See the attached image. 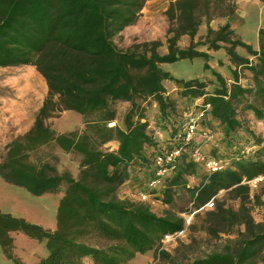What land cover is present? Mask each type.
I'll return each mask as SVG.
<instances>
[{
	"label": "rangeland",
	"instance_id": "374dc122",
	"mask_svg": "<svg viewBox=\"0 0 264 264\" xmlns=\"http://www.w3.org/2000/svg\"><path fill=\"white\" fill-rule=\"evenodd\" d=\"M235 1V14L220 19L223 25L229 21L236 36L258 50L259 41L251 30L264 28V2ZM175 2L11 0L0 4V163L16 141L17 157L32 177L31 184L19 190V199L7 204L6 210L30 222L40 220L52 226L67 240L81 264H169L170 253L188 262L221 251L226 240L235 236L206 233L209 210L204 209L174 241L152 243L133 218L108 204L129 199L148 204L158 215L172 212L184 218L194 194L188 188L196 187L211 174L198 168L196 177H186L187 186L174 188L173 202L167 204L164 188H148L149 167L130 165L128 178L113 182L109 179L112 168L102 160L103 153L119 145L116 140H108V128L123 126V117L131 108L136 117L149 121V131L156 140L171 135L146 72L129 67L124 54L155 40L163 42L160 53L167 52V36L176 17ZM40 4L42 9L38 8ZM206 29L204 20L195 41L205 37ZM85 31L96 38L86 40ZM189 43L188 36L179 41L182 48ZM199 49L208 51V46ZM237 50L255 61L246 49ZM204 63L197 57L161 67L178 79L205 81L206 91L213 92L219 87L213 71L223 64L208 70ZM216 71L225 72L228 80L232 77L225 68ZM238 72L243 84L251 83L249 70L238 68ZM164 85L176 101L177 111L201 99L186 94L174 81L166 80ZM250 104L264 112V105L250 93L236 103L241 125L235 132L226 134L223 125L213 122L214 137L206 140L198 136L196 143L213 156L228 158L236 150L234 143L241 142L252 149L253 161L264 163V115L257 117L248 108ZM145 185L146 190H142ZM141 192L148 193L147 199L139 197ZM226 193L225 189L218 191L216 198L202 206L214 199V207L217 201H224L226 206L237 208L238 201L227 199ZM12 198L13 194L5 197L7 203ZM259 201L264 202V181L251 192L249 203L254 219L264 222V205ZM20 238L14 242L15 253L25 264L44 258L39 246ZM0 264L15 263L0 249Z\"/></svg>",
	"mask_w": 264,
	"mask_h": 264
},
{
	"label": "trees",
	"instance_id": "16d2710c",
	"mask_svg": "<svg viewBox=\"0 0 264 264\" xmlns=\"http://www.w3.org/2000/svg\"><path fill=\"white\" fill-rule=\"evenodd\" d=\"M9 1L11 0H0V4ZM38 8L42 9L43 4H40ZM237 8L235 0H176V17L167 36V52L160 53L159 47L163 45V42L155 40L148 42L143 49H134L124 54L129 67L146 72V78L155 93L153 98L161 118L167 123L168 132L174 131H171V135L163 141L156 140L154 134L149 131V121H143L140 116L136 117L131 108L123 117V126H113L107 130L108 140H116L119 143L116 150L102 154L104 164L112 168L109 176L111 181L119 182L128 178L127 167L138 164L150 168L148 185L156 172L154 161L157 153L163 151L164 147L169 149L172 147L173 133L178 131L182 113L189 106L177 111L176 101L164 85L166 80L180 84L184 87L186 94L193 95L195 99L201 98L204 103L210 104L211 109L207 114L209 117L203 119L202 127L212 129L213 124L218 122L224 126L226 134L235 132L241 125L236 110L238 100L254 93L264 105V28L259 30L260 47L256 50L251 44L236 36L229 21L218 29L211 26V22L215 19L232 17ZM62 14L66 15L64 11ZM204 20L207 25L206 35L201 41H195L198 29ZM83 34L86 40L96 38L87 31ZM184 36L190 38L189 46L186 48L179 45L180 39ZM200 46H208V50L224 48L235 66L230 69L232 75L230 80L222 73L213 71L219 82V87L213 92L206 91L208 84L205 81L178 79L161 67L162 64L201 57L205 60L204 68L212 69L209 64L211 55L208 51L200 50ZM238 47L246 49L255 61L241 56L237 52ZM222 64L219 61V65ZM238 68L250 71L251 83L241 82ZM248 108L257 117H263L264 112L256 105L250 104ZM240 145L244 144L234 143L235 147ZM18 147L19 144L16 141L8 147L7 155L0 163V176L9 184L28 187L32 177L17 157ZM235 152L234 150L230 159L233 158ZM253 157L254 154L248 158L237 159L236 157L228 169L211 173L208 178L204 177L205 179L196 187L188 188L194 191L192 203L197 209L210 198H214L216 193L222 189L227 190V199L238 201L237 208L231 205L226 206L224 201H217L216 207L206 209L209 211L205 221V232L214 236L233 234L234 238L227 239L221 251H214L188 262L184 261L180 255L172 256L170 253L167 257L169 264H264V222H257L252 215L249 203L251 192L254 189L245 181V178L248 181L264 175V163L258 160L253 161ZM200 167L203 168L192 160L190 153L184 152L176 160L173 175L166 179L164 202L171 204L174 188L179 184L187 186L186 177H196ZM146 187L145 185L142 190H146ZM259 202L264 205L263 201ZM108 204L111 208L133 218L152 243L161 241L167 234L185 229V220L177 213L167 212L164 215H158L148 204L129 199L113 200ZM15 232H21L36 240L46 241L49 255L33 264H81L70 250L67 240L58 231L46 229L42 225L5 213L0 209V246L5 257L15 264H25L15 253V241L12 236Z\"/></svg>",
	"mask_w": 264,
	"mask_h": 264
},
{
	"label": "built area",
	"instance_id": "2783aa9c",
	"mask_svg": "<svg viewBox=\"0 0 264 264\" xmlns=\"http://www.w3.org/2000/svg\"><path fill=\"white\" fill-rule=\"evenodd\" d=\"M210 109V104L204 103L203 99H198L194 106L183 111L178 131L173 133V141L171 142L172 147L170 149L164 147L163 151L157 153L155 157L154 164L156 172L154 177L148 182V188L150 190L165 188L166 179L170 178L174 173L176 160L181 157L184 152L190 153L192 160L200 164L209 173L224 171L231 166L234 158H248L251 155V148L240 145L235 147L236 152L233 158H219L211 155L210 152L204 151L202 145L196 143V138L198 136L206 140H211L214 137L211 128L202 127V121L207 116ZM173 131L174 130H172V132ZM194 142L196 144L193 145ZM263 181L264 175H260L254 179L246 181V183L249 184L252 189H255ZM139 197L145 200L148 197V193L141 192ZM214 206V199L198 209L193 207V203H191V208L183 213L185 229L165 235L163 238L164 243L174 241L177 237L182 235L191 224L196 213L201 212L204 209H213Z\"/></svg>",
	"mask_w": 264,
	"mask_h": 264
},
{
	"label": "crops",
	"instance_id": "0c3cea01",
	"mask_svg": "<svg viewBox=\"0 0 264 264\" xmlns=\"http://www.w3.org/2000/svg\"><path fill=\"white\" fill-rule=\"evenodd\" d=\"M222 19H215L211 22V26L212 28L214 29H218L219 26L223 25L222 23ZM227 22V21H226ZM221 24V25H220ZM261 28L259 26H257L256 28H254V31L251 30V32L253 33L254 37L256 38V42L259 41V30ZM241 48L242 50L244 49L243 47H239ZM208 50V49H207ZM209 54L211 55V67L213 69H216V65L215 64H218L219 65V61H221L223 63V66H220L219 68H217L216 70H220L221 68H225L226 71H228L230 73V69L231 68H235L234 64L232 63L231 61V58L229 57V55L227 54L226 50L224 48H221L219 50H208ZM237 52L241 55V56H245V53L244 51H240V50H237ZM186 60V59H185ZM221 72V71H219ZM223 75L226 74L225 72L222 73ZM226 77H228V75H224ZM171 94V93H169ZM23 188V187H20V186H16V185H12V184H9L8 182H6L1 176H0V193H3V196H0V209L5 212V213H10L14 216H17V217H23L25 218L24 216L20 215V214H16L15 212H13V210H6V205L9 204V205H13L18 199H19V190ZM6 190H10L9 192H5ZM10 194H13V198L10 200L9 203H7V199H5V197L9 196ZM15 198V199H14ZM29 221V220H28ZM32 222V221H31ZM33 223H36V224H39V225H42L43 227H45L46 229H49V230H53V227L52 226H47L46 224H44L43 221H40V220H37ZM54 231V230H53ZM15 243L17 242V238L20 236V240L21 241H28L30 242L32 245L34 246H39L38 248L43 252V256L44 258L47 257L49 255V250L47 249V246H46V241H40V240H36V239H33V238H30L28 237L27 235L21 233V232H15ZM22 234V235H21ZM0 249L1 251L3 252L1 246H0ZM4 254V253H3ZM5 256V255H4ZM41 260V259H40ZM38 260V261H40ZM37 262V261H36ZM36 262H33V263H36ZM33 263H29V264H33Z\"/></svg>",
	"mask_w": 264,
	"mask_h": 264
},
{
	"label": "bare ground",
	"instance_id": "6f19581e",
	"mask_svg": "<svg viewBox=\"0 0 264 264\" xmlns=\"http://www.w3.org/2000/svg\"><path fill=\"white\" fill-rule=\"evenodd\" d=\"M29 85H30L29 83H28V84H26L25 91H26V90H28V87H29ZM27 86H28V87H27Z\"/></svg>",
	"mask_w": 264,
	"mask_h": 264
}]
</instances>
